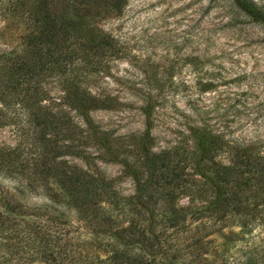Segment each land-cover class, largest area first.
<instances>
[{
    "label": "trees",
    "instance_id": "obj_1",
    "mask_svg": "<svg viewBox=\"0 0 264 264\" xmlns=\"http://www.w3.org/2000/svg\"><path fill=\"white\" fill-rule=\"evenodd\" d=\"M231 1L264 29L262 7L252 0ZM25 2L29 14L19 12L29 21L25 47L21 53L0 54V126L14 122L19 133L15 147L0 146V179L5 180V191L0 182V232L5 231L0 255L7 260L29 255L46 264H264L259 234L264 226V155L259 149L194 127L190 148L153 153L140 139L125 146L123 139L110 138L91 116L109 101L73 79L65 77L68 86L58 102L48 101L46 80L65 76L77 62L98 69L100 58L112 52V38L95 27V19L119 15L126 0ZM25 2L15 1V10ZM15 105L25 111L17 124L8 115ZM63 106L77 112L82 125ZM220 153L227 154V163L217 160ZM68 156L85 165L93 159L120 164L133 180V195L119 196L111 180ZM179 196L188 198L186 206L177 204ZM160 203L166 211L159 209ZM114 212H120L126 225ZM70 215L82 225L74 226ZM223 220L230 225L226 234L216 227ZM148 222L151 230L155 225L172 230V239L183 236L192 250L183 259L177 251L172 257L154 256L152 250L149 257L138 256L136 250L145 242L149 249L169 239L166 230L148 232ZM234 226L238 232L232 231ZM255 228L256 241L238 257L215 250L211 259L201 251L210 236L235 243L245 235L253 239ZM91 234V241L82 238ZM99 236L108 242L101 243ZM92 246L108 248L110 255L92 254Z\"/></svg>",
    "mask_w": 264,
    "mask_h": 264
},
{
    "label": "rangeland",
    "instance_id": "obj_2",
    "mask_svg": "<svg viewBox=\"0 0 264 264\" xmlns=\"http://www.w3.org/2000/svg\"><path fill=\"white\" fill-rule=\"evenodd\" d=\"M15 1L20 0H0L1 55L21 53L25 47L29 21L20 18L19 12L29 14V7L22 0L23 9L18 6L15 10ZM252 1L264 9V0ZM94 25L112 38V52L100 58L98 69L77 62L65 76L46 80L48 101L58 102L73 79L81 89L109 101L105 109L91 116L110 138L123 139L125 146L140 139L153 153L176 146L188 149L193 143L191 129L203 127L225 142L253 146L264 155V29L240 13L231 0H126L119 15L96 18ZM62 109L82 125L77 112L66 106ZM24 114L17 105L8 111L16 124ZM12 123L0 126L1 147L17 144L19 133ZM87 150L92 152L90 147ZM66 158L111 180L119 196L133 195V180L120 164L93 159L85 165L79 159ZM217 160L227 163V154L220 153ZM0 182L5 191V180ZM187 202L186 196L177 199L181 207ZM159 209L167 208L160 203ZM114 213L126 225L120 212ZM70 219L74 226L82 225L74 215ZM147 225L148 232L166 230L169 239L149 249L145 242L136 250L138 256L149 257L152 250L154 256L172 257L177 251L183 259L192 250L186 248L183 236L172 239V230L161 225L151 230V223ZM227 225L223 220L216 227L226 234ZM231 229L239 231L236 226ZM259 229L264 239V226ZM259 229L253 231V239L247 240L245 235V240L235 243L210 236L201 251L211 259L215 250L225 251V257H238L241 249L256 241ZM4 234L0 232V241L5 240ZM82 238L91 241L94 235ZM90 251L102 258L110 255L108 248L92 246ZM14 257L7 260L0 255V264H46L29 255Z\"/></svg>",
    "mask_w": 264,
    "mask_h": 264
}]
</instances>
